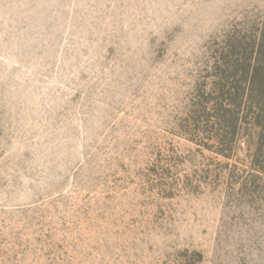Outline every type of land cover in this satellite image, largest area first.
I'll use <instances>...</instances> for the list:
<instances>
[{
	"label": "rangeland",
	"instance_id": "rangeland-1",
	"mask_svg": "<svg viewBox=\"0 0 264 264\" xmlns=\"http://www.w3.org/2000/svg\"><path fill=\"white\" fill-rule=\"evenodd\" d=\"M249 62L264 0H0V264H264Z\"/></svg>",
	"mask_w": 264,
	"mask_h": 264
},
{
	"label": "trees",
	"instance_id": "trees-1",
	"mask_svg": "<svg viewBox=\"0 0 264 264\" xmlns=\"http://www.w3.org/2000/svg\"><path fill=\"white\" fill-rule=\"evenodd\" d=\"M263 67L264 65L260 66L254 62L253 64L250 62L243 64V70L246 74L245 78L226 81V85L229 84V88L233 91H227L225 98H223L224 96L222 95V100L216 98V120L219 121L220 117H225L224 113H221V111L226 112V114L228 113L230 116L233 130H236L238 122L240 121L239 109L242 106H246L252 113H255L252 109L253 106L251 105V103H253L260 113L261 107L264 105V76L261 74L263 72H261V70L264 69ZM253 88L255 92L252 94ZM254 103H259L261 107Z\"/></svg>",
	"mask_w": 264,
	"mask_h": 264
}]
</instances>
